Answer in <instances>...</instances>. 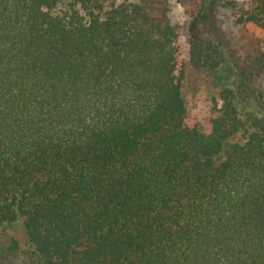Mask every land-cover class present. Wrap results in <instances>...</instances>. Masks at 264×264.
Segmentation results:
<instances>
[{
    "label": "trees",
    "instance_id": "trees-1",
    "mask_svg": "<svg viewBox=\"0 0 264 264\" xmlns=\"http://www.w3.org/2000/svg\"><path fill=\"white\" fill-rule=\"evenodd\" d=\"M170 1L0 0V226L26 264H264V64L260 114L223 86L203 131ZM176 2L194 28L213 0ZM217 2L264 37V0Z\"/></svg>",
    "mask_w": 264,
    "mask_h": 264
},
{
    "label": "rangeland",
    "instance_id": "rangeland-1",
    "mask_svg": "<svg viewBox=\"0 0 264 264\" xmlns=\"http://www.w3.org/2000/svg\"><path fill=\"white\" fill-rule=\"evenodd\" d=\"M231 1L236 7H244L249 0ZM167 16L171 24L185 29L178 47V69L187 119L208 131L223 86L233 90L241 115H259L261 107L248 83L253 79L257 83L255 68L264 64V37L260 30L252 24L230 22L217 0L211 2L206 14L194 20V28L190 27L192 18L176 0L169 2ZM28 259L33 258L20 221L0 226V264H26Z\"/></svg>",
    "mask_w": 264,
    "mask_h": 264
}]
</instances>
